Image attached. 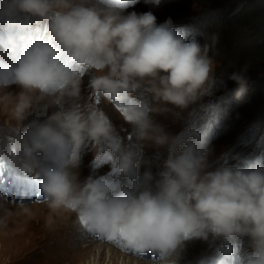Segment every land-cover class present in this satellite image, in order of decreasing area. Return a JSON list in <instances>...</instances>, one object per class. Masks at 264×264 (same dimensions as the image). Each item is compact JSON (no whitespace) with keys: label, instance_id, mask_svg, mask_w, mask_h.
<instances>
[{"label":"clouds","instance_id":"9594fccd","mask_svg":"<svg viewBox=\"0 0 264 264\" xmlns=\"http://www.w3.org/2000/svg\"><path fill=\"white\" fill-rule=\"evenodd\" d=\"M138 2L0 0V112L12 129L0 156L36 182L49 228L70 214L77 231L155 253L152 264H178L190 239L246 238L234 264H264V161L213 166L206 133L189 124L173 134L154 119L179 117L225 77L241 95L248 66L211 77L216 38L201 44L179 34L170 17L158 23L152 11H127ZM143 2L157 8L166 0ZM101 101L129 126L126 136ZM85 148L94 165L108 154L113 180L94 171L79 178ZM146 149L156 153L155 172Z\"/></svg>","mask_w":264,"mask_h":264},{"label":"rangeland","instance_id":"374dc122","mask_svg":"<svg viewBox=\"0 0 264 264\" xmlns=\"http://www.w3.org/2000/svg\"><path fill=\"white\" fill-rule=\"evenodd\" d=\"M127 11H136L137 13L152 11L157 17L158 23L170 17L173 27L179 34L186 38L195 37L201 44L207 43L212 37H215V44L209 52L213 62L211 77L226 76L228 73L249 64L251 65V68L248 69L249 73H264V57L255 56V58L253 56L251 59H255L248 62L245 57V50L249 46L246 35L237 34L235 30H232L231 25L224 21L226 12L218 2L166 0L160 7L150 8L143 0H140L134 6L129 7ZM240 57L242 62L241 65H238L235 61ZM249 75L247 73L248 78ZM87 81L88 77L85 76L82 85V97L87 96L88 93ZM236 89L237 85L225 77L224 87L216 90L211 96L204 97L200 102L191 105L181 112L179 117L170 114V120L162 124L173 134L182 132L189 124L206 133V138L209 141L208 147L211 149L208 159L213 166L217 162L240 164L252 161L257 157L264 161V128L258 125L257 121L252 120L249 115L239 113L242 106L236 104L237 97L234 93ZM223 99L226 101L220 104ZM101 107L110 117L116 132L120 136L124 137L127 132L131 131L107 101H101ZM157 117L158 114L154 116V119L157 120ZM6 119V115L0 112V142L5 143L7 147V137L11 135L12 129L5 125ZM14 123L10 122L12 125ZM10 149L13 152L16 151L14 142L11 143ZM154 154H156L154 150H145V157L150 163H152L151 156ZM165 154L164 150L161 149V159ZM108 159V154L103 153L97 157L94 165L93 152L89 148H85L78 169L79 178L83 180L94 171L97 176L113 180ZM141 166L139 171L143 173L146 165L142 163ZM147 166L151 167V164ZM0 174L7 175V178L3 177L6 179V183L11 181L15 185L18 182L25 183L26 185H21V188L29 193L26 194L29 195L28 197H24L27 201L22 202L14 199L13 187L0 188V264H53L56 263V258L60 254L73 255L74 264H83V261L86 262L85 264H91V261H87L88 259L82 260L78 255L75 256L74 251H70L72 250L70 246L79 240L76 239L77 237L88 241L94 240L95 236L77 231L74 227V218L70 214H58L54 226L52 228L47 227L48 210L43 204L37 203L40 197H37L36 194L34 196L36 190H39L36 182L8 167L2 156H0ZM0 179H2L1 176ZM120 179L124 184L130 183V178L121 177ZM21 204L31 209V215L23 214ZM84 236L88 237L84 238ZM98 242L109 243L121 249L113 241L101 239ZM186 242V246L181 250L178 264H196L194 262L201 264L199 261L205 259L210 261L211 257L214 258V262H217L221 257L220 264H234L235 254L247 247V239L239 237L224 240L210 236L207 241L190 239ZM81 244L87 243H83L82 240ZM191 245H196V247H191ZM119 252L129 255L123 250ZM91 253H95L97 258L95 264H111L108 259L99 260L96 250ZM133 257L134 259L148 260L150 263L154 260L150 257Z\"/></svg>","mask_w":264,"mask_h":264},{"label":"trees","instance_id":"16d2710c","mask_svg":"<svg viewBox=\"0 0 264 264\" xmlns=\"http://www.w3.org/2000/svg\"><path fill=\"white\" fill-rule=\"evenodd\" d=\"M209 3H220L226 12L227 21L237 34H245L248 48L245 57L248 62L255 56L264 57V0H208ZM248 51V52H247ZM253 56L255 57L254 59ZM242 58L235 63L241 65ZM251 65H248V69ZM245 90L239 96L234 92L236 104L241 105V114L249 115L252 120L264 128V73H249ZM226 100L223 99L220 104Z\"/></svg>","mask_w":264,"mask_h":264},{"label":"bare ground","instance_id":"6f19581e","mask_svg":"<svg viewBox=\"0 0 264 264\" xmlns=\"http://www.w3.org/2000/svg\"><path fill=\"white\" fill-rule=\"evenodd\" d=\"M170 118H171L170 113H164V114H158L157 120H158V122H160L162 124V123H164L166 121H169ZM151 157H152V160H151L152 163H150L151 164V169H152L153 172H155L156 171V163H157L156 154H154ZM11 175H10V177H11ZM125 183H126V181H125ZM79 232H81L83 234L82 231H79ZM85 237L87 238L88 236H84V238ZM76 239H79V240L75 241V243L72 246H70V248L72 249L70 251H74L73 253H75V256L78 255L79 258H81L82 260L88 259L87 261H91V258L95 257V253H91V252L93 250H96L98 252V259L99 260L104 261L105 259H108L109 263H111V264H152L148 260H141V259H138V258L134 259V257L132 255H130V254L128 255V254L120 253L119 251L123 250V247H121L120 245H119V247H121V249L116 248L113 245H110L109 243L108 244L107 243L106 244L99 243L98 241H100L101 238H98V237H96L94 240H88V241L83 239V238H81V237L80 238L77 237ZM82 240H83V243H87V244H84V245L81 244ZM184 246H186V245H184ZM192 246L196 247V245H191V247ZM64 248H65V246H64ZM206 252L208 253V251H206ZM201 261H199V262H201ZM74 263H75V258H74L73 255L70 256V255L60 254V256L58 258H56V263H53V264H74ZM85 263L86 262L83 261V264H85Z\"/></svg>","mask_w":264,"mask_h":264},{"label":"snow or ice","instance_id":"6c2138e0","mask_svg":"<svg viewBox=\"0 0 264 264\" xmlns=\"http://www.w3.org/2000/svg\"><path fill=\"white\" fill-rule=\"evenodd\" d=\"M115 241H119V240H115ZM125 247H127V248H130L129 246H127V245H124ZM132 249V248H131ZM136 251V250H135Z\"/></svg>","mask_w":264,"mask_h":264}]
</instances>
